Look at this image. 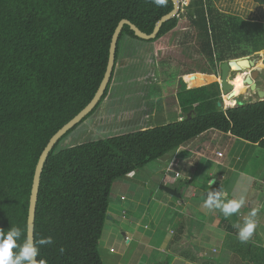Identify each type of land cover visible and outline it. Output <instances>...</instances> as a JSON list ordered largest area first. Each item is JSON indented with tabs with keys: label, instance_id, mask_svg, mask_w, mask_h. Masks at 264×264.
I'll return each instance as SVG.
<instances>
[{
	"label": "trees",
	"instance_id": "1",
	"mask_svg": "<svg viewBox=\"0 0 264 264\" xmlns=\"http://www.w3.org/2000/svg\"><path fill=\"white\" fill-rule=\"evenodd\" d=\"M173 8L172 0L164 6L153 0H0V231L15 225L27 234L39 157L95 96L119 22L127 18L151 33ZM184 8L194 29L189 37L209 64L208 71L181 75L215 74L229 58L264 50V23L221 11L214 0H190ZM181 14L165 22L154 40L176 29ZM126 36L146 41L125 25L117 59ZM180 82L182 120L58 150L87 116L56 145L42 175L35 230V240L52 236L54 243L41 247L38 264H105L100 242L113 183L206 131L231 133L264 149V99L224 109L218 81L192 88Z\"/></svg>",
	"mask_w": 264,
	"mask_h": 264
},
{
	"label": "crops",
	"instance_id": "2",
	"mask_svg": "<svg viewBox=\"0 0 264 264\" xmlns=\"http://www.w3.org/2000/svg\"><path fill=\"white\" fill-rule=\"evenodd\" d=\"M176 99L181 120L184 112ZM153 126L157 125L150 122L139 129ZM221 142L225 144L220 145ZM218 152L223 155L219 156ZM150 169L158 176V184L154 190L149 187L144 195L138 193L133 198L136 211L129 224L139 234L134 239L143 246L156 248L155 254H165L166 258L174 254V261L166 264H264V150L258 143L212 129L182 145L172 155L160 158ZM212 179L217 182L211 187L223 190L228 199L245 198L239 214L225 218L218 210L204 207ZM144 200H147L146 210L140 214ZM253 208L260 209L256 217L258 228L252 241L242 244L233 224H242ZM119 213L113 207L108 218H119ZM108 231L114 234L113 228ZM124 239L131 244L132 234L124 232ZM112 248L110 245L109 251L115 252ZM208 251L222 254L227 251L228 260L221 256L209 258L205 256ZM256 251L259 256L255 255ZM155 260L164 264L162 258Z\"/></svg>",
	"mask_w": 264,
	"mask_h": 264
},
{
	"label": "rangeland",
	"instance_id": "3",
	"mask_svg": "<svg viewBox=\"0 0 264 264\" xmlns=\"http://www.w3.org/2000/svg\"><path fill=\"white\" fill-rule=\"evenodd\" d=\"M183 1L179 25L164 37L154 41H140L129 36L124 38L108 96L80 126L60 142L58 150L97 138L132 132L149 125L150 122L151 125H161L179 119L181 112L178 110L175 93L179 92L183 86L181 79L187 87L190 85L185 75L181 74L189 71H208L205 66L209 64L200 53L196 44L197 40L189 37L194 29L185 14L184 6L190 0ZM214 3L221 11L236 14L250 22L264 23V5L256 0H214ZM256 55L257 64L250 69L263 72L260 82H264V50ZM230 59L232 58L227 60ZM220 64L215 74H209L211 77L205 78H210L212 82L217 80L219 82ZM235 73L237 74L232 72L231 76L234 77ZM252 85H255V81L250 85L251 96L229 94L233 102L228 105L224 102L223 107L260 100V96L255 94L256 91L251 87ZM223 144L225 143H220V145ZM220 147L223 148V146ZM169 154L172 155L173 152ZM155 162L152 161L149 167L139 168L128 177L119 178L113 183L109 211L117 207L120 213L119 218L113 220L107 218L104 227L100 252L105 264H160L161 261L155 260L156 258H162L164 264L174 261L172 260L174 254L169 252V258H166L165 254H155L156 248L143 246L140 241L134 239L139 234L136 235L135 227L129 224L130 219L133 218L132 214L136 211L133 198L137 197L138 193L144 195L149 187L154 190L158 184V176H154L150 169ZM146 205L147 202L140 210V214L144 209L146 210ZM111 228H113V235L108 231ZM124 232L132 234L131 244L128 239H124ZM105 243L107 247H103ZM110 245L115 252L109 251ZM246 248L249 251L247 245ZM222 249L220 248V251ZM257 252L259 251H256L255 255L259 256ZM161 255L162 257L159 258ZM205 256L209 258L221 256L224 260H228L227 251L224 254L208 251ZM118 260L122 261L118 263Z\"/></svg>",
	"mask_w": 264,
	"mask_h": 264
},
{
	"label": "water",
	"instance_id": "4",
	"mask_svg": "<svg viewBox=\"0 0 264 264\" xmlns=\"http://www.w3.org/2000/svg\"><path fill=\"white\" fill-rule=\"evenodd\" d=\"M174 2V8L167 14L163 15L157 22L154 27V30L151 33H147L143 31L141 28H139L135 23H133L131 20L124 18L122 19L112 38L111 46H110V54H109V61L108 66L104 75V78L102 79V82L93 97V99L69 122H67L63 127H61L50 139L44 150L42 151L38 163L36 165L34 179H33V185L31 190V196H30V204H29V213H28V225H27V234L30 232L31 236L35 240V230H36V214H37V207H38V201H39V193H40V187L42 182V175L43 171L46 165V162L51 154V152L55 149L56 145L60 142V140L73 128H75L78 124L83 122L85 118L94 111V109L100 104L101 100L105 96V93L111 84L114 73L117 68V53H118V43L120 36L122 34V31L125 27V25H129L131 29L135 32V35L146 41H151L157 38L158 34L160 33L163 24L176 16H179L182 6L184 4L183 0H172ZM251 56H243L238 58H232L230 60H225L221 62L220 64V70H221V77H220V83L222 87L223 94H230L234 95L235 91L233 90V83L230 79V73L233 71L231 63L233 61H237V63L242 64V66H245L243 68H250L251 66H254L255 60H252L250 58ZM246 64V65H244ZM196 73H190L188 74L191 79H195ZM209 74V73H207ZM256 75V74H255ZM253 79V78H252ZM254 81V80H253ZM214 82V81H213ZM212 81H208L204 84L198 85H206L210 84ZM255 91L258 92V95L261 99H264V88L257 87L256 83L255 85L251 86ZM219 105L222 106L223 102L220 101ZM192 114H189V117H191ZM38 264V260H37Z\"/></svg>",
	"mask_w": 264,
	"mask_h": 264
},
{
	"label": "clouds",
	"instance_id": "5",
	"mask_svg": "<svg viewBox=\"0 0 264 264\" xmlns=\"http://www.w3.org/2000/svg\"><path fill=\"white\" fill-rule=\"evenodd\" d=\"M166 2L167 0H153V3L157 6H164ZM188 88L192 87L188 86ZM220 88L222 97L223 92L221 83ZM222 102L224 105L223 97ZM229 107L232 106H225L223 108L226 109ZM183 118L184 116H182V119ZM216 182L215 179L209 181V187L211 190L208 191L207 197L204 200V207L209 211L218 210L225 218H230L233 215L239 214L240 210L245 206V198L240 197L228 199L227 194L223 190H220L219 188L213 189L211 187ZM259 211V208H253L244 218L242 224H233V227L237 229L236 235L240 243L247 244L252 241L258 228L256 217ZM53 243L54 238L52 236L41 237L39 240H34L30 232L26 234L25 229L15 225L11 226L6 232L0 231V264H37V258L40 255L41 247L52 245ZM59 251L63 253L64 248L61 247ZM40 264H44V262L40 261Z\"/></svg>",
	"mask_w": 264,
	"mask_h": 264
},
{
	"label": "bare ground",
	"instance_id": "6",
	"mask_svg": "<svg viewBox=\"0 0 264 264\" xmlns=\"http://www.w3.org/2000/svg\"><path fill=\"white\" fill-rule=\"evenodd\" d=\"M231 66H232L233 72H237V74L234 77H232L230 73V79L233 83V90L239 96L241 95H244L245 97L251 96L250 85L253 83L252 78H251V73L253 72L254 69L253 70L250 69L252 66L250 68L249 67L243 68L245 66H242V64L237 63V61H233L231 63ZM185 77L189 80L190 82L189 86L191 87V86H198V85H201V84H204L210 81V78L207 79L205 77H211V76L206 73L197 72L195 79H191L188 74H186ZM248 89H249V92H247ZM223 95L224 97L223 96L222 97L224 98L223 100L225 104L228 105L233 102V100L231 99V97H229L228 94L224 93Z\"/></svg>",
	"mask_w": 264,
	"mask_h": 264
},
{
	"label": "flooded vegetation",
	"instance_id": "7",
	"mask_svg": "<svg viewBox=\"0 0 264 264\" xmlns=\"http://www.w3.org/2000/svg\"><path fill=\"white\" fill-rule=\"evenodd\" d=\"M260 52V51H259ZM259 52H257V53H252V55L253 56H251V55H249V56H251L250 58L252 59V60H255V64H256V54H259ZM247 56V55H246ZM243 57V56H242ZM233 71H231V73H232ZM236 74V73H235ZM256 74V75H255ZM251 76H252V78H253V80L255 81V83H256V85L258 86V87H260V88H264V82H260V79L261 78H263V72H260V71H258V70H253V73H251ZM252 90V89H251ZM255 91V90H254ZM255 94L256 95H258V92L256 91L255 92ZM259 96V95H258Z\"/></svg>",
	"mask_w": 264,
	"mask_h": 264
},
{
	"label": "built area",
	"instance_id": "8",
	"mask_svg": "<svg viewBox=\"0 0 264 264\" xmlns=\"http://www.w3.org/2000/svg\"><path fill=\"white\" fill-rule=\"evenodd\" d=\"M227 107V106H226ZM218 155L219 156H222L223 155V152H218Z\"/></svg>",
	"mask_w": 264,
	"mask_h": 264
}]
</instances>
